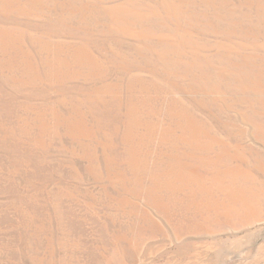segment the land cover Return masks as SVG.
Listing matches in <instances>:
<instances>
[{
  "label": "rangeland",
  "instance_id": "374dc122",
  "mask_svg": "<svg viewBox=\"0 0 264 264\" xmlns=\"http://www.w3.org/2000/svg\"><path fill=\"white\" fill-rule=\"evenodd\" d=\"M0 264H264V0H0Z\"/></svg>",
  "mask_w": 264,
  "mask_h": 264
}]
</instances>
